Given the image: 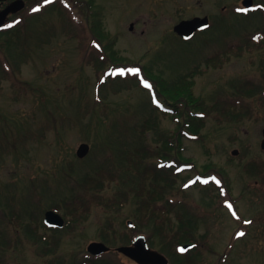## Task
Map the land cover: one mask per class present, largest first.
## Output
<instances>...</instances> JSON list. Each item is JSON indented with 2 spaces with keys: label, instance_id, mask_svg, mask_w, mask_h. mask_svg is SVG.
<instances>
[{
  "label": "rangeland",
  "instance_id": "1",
  "mask_svg": "<svg viewBox=\"0 0 264 264\" xmlns=\"http://www.w3.org/2000/svg\"><path fill=\"white\" fill-rule=\"evenodd\" d=\"M94 1V10L102 14V20H99L108 33L106 38L92 34L89 31L92 23L85 18L79 17V24H72L70 17L77 11L52 5L27 16L34 34L41 33L40 39L46 42L35 45L30 41V45L21 51L22 56L16 54L17 59L15 53L10 54L9 57L16 60L11 66L6 63V57L1 56L4 67L12 73L6 79H0V115L6 118V121L0 119V207L6 212L4 218L10 216V225L15 224L13 227L18 228L17 222L30 210L49 209L56 202L71 200L78 202L71 206L76 208L74 212L90 214L87 221L80 220L83 226L78 234H69L65 247H72L73 243L83 246L98 238V224L105 218L110 220L112 228L126 231L125 222L136 218L144 196L133 192L126 197L119 196L117 192L123 173L119 175L115 170L122 162L121 153L133 152L139 142L147 147L158 144L153 129L145 130L144 137L140 134L139 125L149 118L158 122L159 132L169 134L178 145L183 158L177 161L178 164L184 163V158H192L195 165L188 171L182 165L178 175L173 174V170L169 173L173 182L166 190V196L156 202L165 217L164 224H160V229L154 224L155 228L148 226L144 233L152 235L157 247H171L175 243V231L183 219L186 221L185 205H190L198 233L188 237L190 242L196 241L193 239L199 234H205L197 240H203L207 247H223L230 235V222L224 220L222 224V219L215 214L216 204L208 202L201 189L196 186L185 188V184L188 177L201 169L200 163L205 161L203 148L225 146L233 130L232 117L220 108L210 107L208 111L214 110L216 114L212 112L203 118V126L198 132L203 134L202 138L190 137V127L183 123L188 119L185 115L178 119L152 107L148 81L142 80L141 86L135 78L115 77L116 73L124 76L125 71L120 67L111 68L112 62L108 58L111 51L109 48L103 50V47L113 39L114 49L120 55L139 60L141 66L160 72L168 81H173L178 74L193 71L190 76L193 93L207 106L232 104L236 100L246 102L252 96L238 95L235 88L239 81L249 79L258 83L262 78L259 60L254 54L256 50L243 48L232 54L226 49L229 45L247 41L256 26L264 24V9L259 7L264 6V0H253L257 5L248 14L235 13V8L243 9L241 0ZM204 15L209 17L210 27L186 42L173 31V26L181 19ZM130 23H133L132 29H129ZM91 38L97 40L95 47L90 44ZM218 52H222L221 58H224L221 65L216 60L205 62ZM132 70V74L136 73ZM101 79L105 81L100 83ZM19 80L31 83L38 91L25 89ZM214 116L218 117V124ZM2 130L6 131L7 137ZM81 143H87L89 150L79 158L76 149ZM175 150H172L171 160ZM142 160V157L138 158L137 169L142 170L144 163L150 165L157 161L152 158ZM62 164L66 169L70 164L72 170L68 167L64 174ZM97 165H103L105 172L111 173V179H105L96 189L85 190L80 183L93 174ZM130 175L125 179L132 177L131 180L142 182L140 175L135 177L133 171ZM8 197L10 210L5 201ZM63 210L58 211L63 214ZM66 215L70 218L71 214L66 212ZM1 231L0 238L20 237V233L16 234L20 231L12 227ZM261 235L249 234L239 247H264V235ZM21 244L28 247L22 241ZM8 247L12 246L0 244V262L5 264L12 261ZM48 247L58 246L54 241ZM207 258V264H213L216 256L209 254ZM245 262L240 261V264Z\"/></svg>",
  "mask_w": 264,
  "mask_h": 264
},
{
  "label": "flooded vegetation",
  "instance_id": "2",
  "mask_svg": "<svg viewBox=\"0 0 264 264\" xmlns=\"http://www.w3.org/2000/svg\"><path fill=\"white\" fill-rule=\"evenodd\" d=\"M49 5H58L64 10L77 11L76 17L85 18L80 0H0V18L4 19V24L0 26V35L7 28L22 22L25 16L42 12ZM94 7L90 14L91 19L88 20L91 23L95 18L102 20V14L94 10ZM250 38H254L259 43L253 48L259 60L258 69L262 78L258 83L247 79L242 81L246 84H241V81L237 84L239 87L247 85L252 90L250 97L252 96L253 99L251 97V100L246 102L234 101L236 108L231 118L233 130L227 137L225 146L215 149L203 148L205 161L200 163L199 172L188 177L185 184V188L196 186L201 189L205 199L216 204L215 214L222 219V224L224 220L230 222V235L223 247H207L203 240H197L202 239L205 234H199L198 238L193 239L196 240L194 242L189 240L190 247H175L174 244L171 247L170 245L157 247V241L152 240V235L144 233L148 226L154 228V223L145 220V217L150 219L155 215L144 213L140 206L136 218L125 222L126 231L112 228L110 220L105 218L98 224V238L89 240L83 246L73 243L72 247H65L69 234H78L83 226V223L80 225V220L87 221L90 213L76 211L71 213L70 218L68 215L61 214L64 219L63 226L56 227L49 226L45 220L48 208L42 210L37 207L20 219L17 222L19 227L16 228L13 227L15 224L10 225V216L8 219L4 218L6 212L0 207V225L2 226L0 231L10 227L20 231L16 233H20L18 238L15 235L12 240L0 238L2 246H12L8 247L12 255V261L9 264H156L139 262L120 250L132 248L133 241L138 235L144 236L148 249L162 255L166 264H207L209 254L216 256L213 264H240L243 260H246L244 264H264V247H239L249 234L264 235V61H260L264 59V36ZM93 39L95 40V38L90 39V44L95 47L97 40ZM241 43L243 45L244 42L237 44ZM209 107L216 108V105ZM212 112L216 114L214 110L204 114L191 112V115L201 120V124L195 135L190 133V137L202 138L203 134H198L203 126L202 120L212 115ZM215 116L214 121L218 124V117ZM184 161L186 171L195 165L192 158H184ZM5 201L7 206L10 205V197L5 198ZM0 204H2L1 198ZM230 204L231 207H229ZM10 208L11 206L7 207L9 210ZM185 208L187 210L185 232L188 235H196L197 227L194 225L195 218L191 206L185 205ZM21 241L23 244H28V247H22ZM54 241L58 247H48ZM93 243L102 245L91 246ZM252 253H258V255L254 256ZM158 262V264L161 263V261ZM0 264L5 263L0 262Z\"/></svg>",
  "mask_w": 264,
  "mask_h": 264
},
{
  "label": "trees",
  "instance_id": "3",
  "mask_svg": "<svg viewBox=\"0 0 264 264\" xmlns=\"http://www.w3.org/2000/svg\"><path fill=\"white\" fill-rule=\"evenodd\" d=\"M94 0H80V3L82 5V9L84 11L85 20H89V14H91V11L93 9ZM264 7L262 8V10ZM238 10L235 9V13L240 14L237 12ZM247 13V12H246ZM70 22H74V24H79L78 19L75 18L74 15H71ZM91 19V17H90ZM32 21V20H31ZM73 24V23H72ZM32 23L29 20V17L25 16L19 24L7 28L2 32L0 35V79H6V77L10 76L12 73L11 71L7 69V67H4L3 60L1 58L2 54L6 57V63L11 66L12 64L16 62V60L10 58V54L15 53L17 55H21V51L25 50L26 45H30V41H32L35 45H39L40 42L45 43L46 41L41 40L40 34H34L32 28ZM232 26V25H227ZM74 28V26H73ZM34 29V28H33ZM89 30L94 34L96 33L98 36L102 37L105 36V38L108 36V33L104 31L101 22L99 19H94L92 21V24L89 25ZM251 36H264V24H260L256 26V31H253L250 33ZM96 35V36H97ZM104 39V38H103ZM243 45L236 44V45H229L226 49V52H231L232 54L236 53L237 51H240L245 48H252L254 46L259 45L256 41L251 39L250 37L246 38ZM41 40V41H40ZM110 44H106L105 47H103V50L108 48L110 49L109 59L112 62L111 68L120 67L121 70L125 71L124 76L120 73H116L115 77H122V79L129 77L135 78L137 82H140V85L142 86L141 82L142 80L148 81L151 86L152 94H151V104L152 107L156 110H160L163 113H169L172 114V117L178 118L185 115L188 119L184 120L183 123H186L188 127H190V130L193 132H196L199 129V126L201 124V120L191 115V112L194 114L197 111H202L205 113H208V110L211 109L209 106L205 105L204 102L200 96L194 95L193 93V80L190 78L192 77L193 71H190V73H182L178 74V76L173 81H168L160 72L156 73L152 71L151 68L143 67L140 65V61H133L132 59H129L125 56H122L119 54L117 50L114 49V42L113 39H111ZM100 41H102L100 39ZM245 44V45H244ZM221 53L218 52L214 54V56H210L209 58L205 59L206 63L214 62L215 60L218 61L219 65L223 63V59L221 58ZM240 53V52H239ZM224 54V52H223ZM17 59V57L15 58ZM101 62V61H99ZM14 69V68H12ZM135 69L138 70L136 73H131L130 70ZM14 73V72H13ZM138 75V76H137ZM126 76V77H125ZM107 78V75L105 76V79ZM105 79H101L100 83H103ZM21 85H24L25 89H30L33 91H38V89L29 82L26 81H18ZM235 92L239 95H251L252 90L249 89L247 85L238 86L235 88ZM159 98H162L163 101H157ZM99 99L97 98V101ZM166 102L169 110H166L167 107L163 103ZM216 108H220L219 110H224L228 112L229 116L234 115L235 111V104H225L222 106H218ZM226 109V110H225ZM0 119L6 121V118L4 115H0ZM179 124V123H178ZM141 127L140 134L142 137H144L145 130H151L155 131L157 135V143L153 147H147L146 145H142L140 142L138 145L134 146L133 152H125L121 153V159L122 162L120 163L118 169L115 171L119 173H123V176H120L121 180V188L117 194L119 196L126 197L128 193L133 192V194H140L143 195L142 201L140 203V209L144 213H150L151 215H155L154 217L151 216L150 219H147L145 217V220H149L150 222L154 223V226L160 229V224L163 226L164 218L163 212L156 207V202L160 201L157 199L163 198V196H166V190L171 186L173 181H170V175L169 173H172L173 167H171V159H172V150H175L174 158L173 160L179 161L182 159L180 155V151L178 150V145H175L174 142L171 140L170 135L164 132H159L158 122L153 121L151 119H145V122L143 124L139 125ZM138 131V130H137ZM4 136L7 137L6 131L2 130ZM11 138L13 140V135H11ZM11 140V142H12ZM13 143V142H12ZM161 143V144H159ZM142 157L143 160L147 158L157 159L155 163H152L150 165L144 163L143 167L140 169H137L139 166L138 158ZM142 160V162H143ZM126 161V162H125ZM138 164V166H137ZM62 170L64 171V174H67L66 171L69 167L70 170H72L71 165L69 164L67 169L65 168V165L62 164ZM97 169L93 171L92 175L86 176L85 179L82 180L80 185L85 190L90 189H96L102 185V182L105 179H111L109 175L111 173L105 172V168L103 165H97ZM130 171H133L134 176L140 175L142 177V182L138 181L135 182L134 180H131L132 177H128L125 179V176H131ZM174 171V170H173ZM115 174V172H114ZM173 174L178 175V172H173ZM70 175V174H68ZM109 176V177H108ZM133 176V175H132ZM130 182H129V181ZM129 183H132L129 187ZM123 186H126L124 188ZM155 199V200H154ZM78 202L71 200H64L54 203V206H52L55 210L64 209L63 215L66 216V212L72 213L76 210L71 208L72 205H76ZM169 204V201H168ZM185 218V217H184ZM166 222L169 221V219H165ZM181 222V221H180ZM185 221L182 220V223L178 226V229L175 231V234L173 235L174 239V245L175 247H179V245L188 242L189 238L191 237L188 235L186 231V226L184 225ZM155 228V227H154ZM189 237V238H188Z\"/></svg>",
  "mask_w": 264,
  "mask_h": 264
},
{
  "label": "water",
  "instance_id": "4",
  "mask_svg": "<svg viewBox=\"0 0 264 264\" xmlns=\"http://www.w3.org/2000/svg\"><path fill=\"white\" fill-rule=\"evenodd\" d=\"M242 4L245 7H250L252 5V0H242ZM3 20L4 19L0 18V25L4 23ZM208 25H209V20L207 16L204 17L196 16L191 19H183L179 21L177 24L174 25L173 30L183 39H188L194 34L195 31L204 29ZM88 150H89V145L87 143H81L76 149V155L78 157H83L88 152ZM45 220L49 224H53L57 226L63 225V219L61 218V216L52 210H48L46 212ZM95 245L98 246L102 244L101 243L91 244V246H95ZM120 250L128 253L139 262L158 264L159 263L158 261H161L160 264L163 263L166 264V260L162 255L156 252H152L148 249L143 235H138L135 237L132 248H121Z\"/></svg>",
  "mask_w": 264,
  "mask_h": 264
},
{
  "label": "snow or ice",
  "instance_id": "5",
  "mask_svg": "<svg viewBox=\"0 0 264 264\" xmlns=\"http://www.w3.org/2000/svg\"><path fill=\"white\" fill-rule=\"evenodd\" d=\"M121 71H123V70H121ZM132 71H138V70L133 69ZM149 86H150V85H149ZM229 207H231V204L229 205Z\"/></svg>",
  "mask_w": 264,
  "mask_h": 264
}]
</instances>
